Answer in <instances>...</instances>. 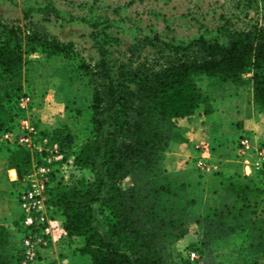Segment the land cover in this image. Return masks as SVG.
Segmentation results:
<instances>
[{
  "label": "trees",
  "instance_id": "1",
  "mask_svg": "<svg viewBox=\"0 0 264 264\" xmlns=\"http://www.w3.org/2000/svg\"><path fill=\"white\" fill-rule=\"evenodd\" d=\"M24 38L25 51L21 29L0 21V161L17 172L18 203L25 177L35 167L31 153L38 157L37 165L47 154L16 140L18 121L25 115L19 98L29 95L30 107L37 106L34 91L21 92L22 81H27L26 73L22 78L24 53L68 57L73 52L71 43L49 38L32 23ZM98 50L100 58L93 66H79L92 86L91 128L73 153L75 167L89 169L91 179L65 183L51 169L46 188L50 215L61 221L69 241L61 259L73 248L88 257L89 264H188L177 260L173 245L192 222L201 232L196 249L202 264H225L224 255L229 264H264V217L257 200L264 194L260 172L229 178L225 190L231 200L198 210L188 173H172L162 165L171 143L181 139L176 120L213 112L215 98L200 89L198 76L237 87L250 83L254 108L264 114V23L238 26L225 18L214 34L171 41L155 34L136 39L110 59L105 44ZM33 123L41 138L35 116ZM208 130L212 138L221 136L212 127ZM6 132L15 140L5 139ZM45 135L48 143L59 145L63 159L55 162L60 165L68 159L75 137L65 125ZM195 170L199 179L207 173ZM125 178L131 181L128 187L122 186ZM21 216L22 211L12 225L20 235L15 246L9 228L0 224V264H19ZM226 242L233 245L228 253H220Z\"/></svg>",
  "mask_w": 264,
  "mask_h": 264
},
{
  "label": "rangeland",
  "instance_id": "2",
  "mask_svg": "<svg viewBox=\"0 0 264 264\" xmlns=\"http://www.w3.org/2000/svg\"><path fill=\"white\" fill-rule=\"evenodd\" d=\"M222 18L231 19L238 26L254 20L264 23V0H0V21L21 29L23 51L27 49L24 35L30 23L38 29H44L49 38L72 45L73 52L68 57H48L39 51L26 52L23 56L26 63L22 78L26 73L27 81L21 80V92L32 90L37 95L34 116L41 138L37 135L36 140H47L43 137L47 136L46 133L51 134L63 125L75 137L68 151V159L60 165L51 163V169H56V176L65 183L79 177L84 181L91 179L89 169L79 170L75 167L73 153L79 149L91 128L89 105L92 86L79 66L82 62L93 66L99 60V45L105 44L110 50L107 53L110 59L136 39H151L155 34L162 41L214 34ZM249 76L250 73L244 75L246 78ZM197 84L203 92L211 93L215 98L214 103L242 92L246 101L243 114L252 113L255 118L262 120L264 126V114L254 108L252 102L250 83L237 87L201 75L197 77ZM238 117L239 114L226 118L225 129L218 138L210 136L206 117L176 120L181 139L171 143L162 165L172 173L180 169L188 173L187 178L194 186L193 193L199 200L198 210L231 200L230 193L225 190L228 179L247 177L237 154L241 135L250 132L257 142H264V132L258 135L243 129L242 125L237 126L241 121ZM12 139L15 140L14 135ZM202 141L205 148L201 152L209 162L218 166L219 172H207L199 179L195 160L201 152L197 151L196 145ZM31 159L32 166H37L38 157L35 153H31ZM198 181L201 183L199 186L196 185ZM130 183V179L125 178L122 186L128 187ZM257 200L258 211L264 217V194ZM9 232L10 243L15 246L19 232L12 226ZM200 235L198 225L191 222L188 232L173 245L177 260L182 258L188 264H202L196 249ZM232 245L226 242L220 253H228ZM191 251L195 252L194 259L190 258ZM221 257H225V264H229L228 255ZM61 260V264H89L88 257L80 255L73 248ZM237 264H242V260Z\"/></svg>",
  "mask_w": 264,
  "mask_h": 264
},
{
  "label": "built area",
  "instance_id": "3",
  "mask_svg": "<svg viewBox=\"0 0 264 264\" xmlns=\"http://www.w3.org/2000/svg\"><path fill=\"white\" fill-rule=\"evenodd\" d=\"M31 96L22 95L18 105L25 111V115L18 121L16 140L31 150L47 152L44 163L35 166L25 177V188L19 193V206L22 211L20 226L22 228L19 239V264H61V254L69 249V241L61 221L50 215L46 205V188L51 172V163L63 159V153L55 142L48 143L46 139L37 141V130L33 123L35 108L30 107ZM3 137L12 140L13 133L6 132ZM201 152L204 142L196 145ZM238 154L241 158L245 175L260 172L264 183V145L257 142L252 133L243 134L238 142ZM198 169L210 172L218 168L212 164L201 152L196 158ZM190 258L196 257L195 252L189 253Z\"/></svg>",
  "mask_w": 264,
  "mask_h": 264
},
{
  "label": "crops",
  "instance_id": "4",
  "mask_svg": "<svg viewBox=\"0 0 264 264\" xmlns=\"http://www.w3.org/2000/svg\"><path fill=\"white\" fill-rule=\"evenodd\" d=\"M246 101L243 93H236L224 100L214 103L213 112L206 117L209 127L216 129L221 133L225 129L226 118H231L239 114L241 120L239 126L242 125L243 129L251 130L253 133L262 135L264 126L262 120L255 118L253 114H243L242 110L245 108ZM198 118H205L203 115H195ZM194 117V116H192ZM233 120V119H232ZM208 127V128H209ZM264 136V134H263ZM1 159L4 153H0ZM17 179V172L14 168L4 165V161H0V224L10 228L14 220L21 213V208L18 203V187L14 182ZM81 255V254H80Z\"/></svg>",
  "mask_w": 264,
  "mask_h": 264
}]
</instances>
